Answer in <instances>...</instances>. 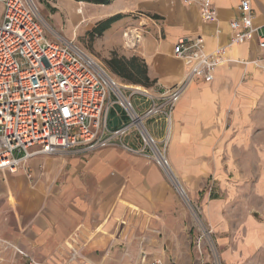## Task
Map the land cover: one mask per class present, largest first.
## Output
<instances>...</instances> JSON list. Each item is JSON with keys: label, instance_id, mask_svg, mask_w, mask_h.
Here are the masks:
<instances>
[{"label": "crops", "instance_id": "obj_1", "mask_svg": "<svg viewBox=\"0 0 264 264\" xmlns=\"http://www.w3.org/2000/svg\"><path fill=\"white\" fill-rule=\"evenodd\" d=\"M211 1L218 19L205 23L199 1L153 0V11L163 20L143 35L135 54L126 56L145 61L155 81L140 89L159 96L185 81L187 68L173 53L178 40L202 37L209 52L230 44V22L239 19L242 0ZM250 1L254 25L264 31V0ZM263 59L257 37L229 47L213 82L187 87L169 129L161 119L147 122L156 140L169 134L172 165L194 200L213 180L216 191L227 189V176L240 171L242 143L253 132L264 136ZM133 103L138 111L148 106L140 96ZM127 122L120 106L109 108L110 130ZM125 142L139 145L135 135ZM83 155L93 156L89 163L41 156L18 174L0 172V237L41 264H195L184 219L174 212L154 162L120 148ZM107 187L114 191L109 204L101 200ZM203 196L211 201L209 193ZM0 264L28 261L0 251Z\"/></svg>", "mask_w": 264, "mask_h": 264}, {"label": "built area", "instance_id": "obj_2", "mask_svg": "<svg viewBox=\"0 0 264 264\" xmlns=\"http://www.w3.org/2000/svg\"><path fill=\"white\" fill-rule=\"evenodd\" d=\"M197 1L202 20L217 21L211 0H182L187 5ZM239 11V19L230 22L234 36L226 47L209 52L202 37L178 40L173 53L184 62L186 79L152 96L144 89L118 86L77 44L49 40L34 0H0V172L28 170L36 157L120 148L154 162L169 177V134L162 142L156 140L147 122L161 119L169 129L187 87L196 81L213 82L229 47L257 37L264 52V31L254 25L251 1L242 0ZM134 96H140L142 105L148 103L143 111L135 107ZM113 105L120 106L128 117L117 130L107 125V112ZM130 135H135L138 147L125 142ZM0 251H13L28 264H41L2 237Z\"/></svg>", "mask_w": 264, "mask_h": 264}, {"label": "rangeland", "instance_id": "obj_3", "mask_svg": "<svg viewBox=\"0 0 264 264\" xmlns=\"http://www.w3.org/2000/svg\"><path fill=\"white\" fill-rule=\"evenodd\" d=\"M34 2L49 40L77 44L107 71L118 86L131 90L143 88L116 76L107 62L113 55L129 57L135 54L137 43L148 29L161 23V20L153 19V16L158 15L153 11V0H111L108 5L76 0ZM117 15L121 19L110 30L101 37L92 38L91 33L98 24ZM239 149L237 153L243 156L238 162L240 171L227 176V189L216 191L213 180L206 190H202L197 200L190 196L180 180L169 157V150V169L181 184L187 200L180 195L168 175L159 170L175 208L174 212L184 219L195 264H264L263 132H253ZM60 156L70 160L73 157L79 158L89 163L93 155L63 153ZM205 192L210 194L211 201L203 200ZM102 195V202L109 204L114 191L107 187ZM146 263L153 262H142Z\"/></svg>", "mask_w": 264, "mask_h": 264}, {"label": "trees", "instance_id": "obj_4", "mask_svg": "<svg viewBox=\"0 0 264 264\" xmlns=\"http://www.w3.org/2000/svg\"><path fill=\"white\" fill-rule=\"evenodd\" d=\"M79 2H89L92 4L108 5L111 0H76ZM121 19L120 15L111 17L104 22H101L91 33L92 38L101 37L105 32L111 29V27ZM155 20H163L159 15L153 16ZM109 69L116 76L122 78L126 82L132 85H139L146 88L154 86L155 81L151 80L148 75V67L145 61L133 57L127 59L126 57H113L107 62Z\"/></svg>", "mask_w": 264, "mask_h": 264}, {"label": "bare ground", "instance_id": "obj_5", "mask_svg": "<svg viewBox=\"0 0 264 264\" xmlns=\"http://www.w3.org/2000/svg\"><path fill=\"white\" fill-rule=\"evenodd\" d=\"M169 178L170 180L173 182V184H175L177 186V188H179V193L181 196H183L185 198V200H187L186 198V194H185V191L183 190L181 184L176 180V178L173 176L172 172L169 173Z\"/></svg>", "mask_w": 264, "mask_h": 264}]
</instances>
